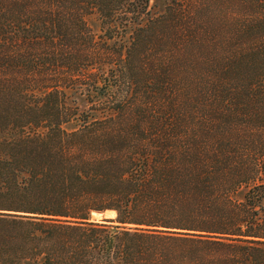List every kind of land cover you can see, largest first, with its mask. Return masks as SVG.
Wrapping results in <instances>:
<instances>
[{
    "label": "trees",
    "instance_id": "trees-1",
    "mask_svg": "<svg viewBox=\"0 0 264 264\" xmlns=\"http://www.w3.org/2000/svg\"><path fill=\"white\" fill-rule=\"evenodd\" d=\"M0 264H264V0H0Z\"/></svg>",
    "mask_w": 264,
    "mask_h": 264
},
{
    "label": "rangeland",
    "instance_id": "rangeland-1",
    "mask_svg": "<svg viewBox=\"0 0 264 264\" xmlns=\"http://www.w3.org/2000/svg\"><path fill=\"white\" fill-rule=\"evenodd\" d=\"M87 21L89 23V25L91 26V28H93V30L95 32H98V29L100 28V20L98 19V17L96 16V14H93L92 16H88L87 17ZM97 217V218H96ZM104 218H110L109 216L105 215H99V216H93L92 215V220L93 221H101L104 220Z\"/></svg>",
    "mask_w": 264,
    "mask_h": 264
},
{
    "label": "bare ground",
    "instance_id": "bare-ground-1",
    "mask_svg": "<svg viewBox=\"0 0 264 264\" xmlns=\"http://www.w3.org/2000/svg\"><path fill=\"white\" fill-rule=\"evenodd\" d=\"M99 215H101V213H100V214H97V213L93 214L94 217H95V216H99ZM106 215L109 216L110 218H114V217H115V213L112 212V211H108V212L106 213ZM96 218H97V217H96Z\"/></svg>",
    "mask_w": 264,
    "mask_h": 264
},
{
    "label": "water",
    "instance_id": "water-1",
    "mask_svg": "<svg viewBox=\"0 0 264 264\" xmlns=\"http://www.w3.org/2000/svg\"><path fill=\"white\" fill-rule=\"evenodd\" d=\"M107 212H108V211H106V212H104V213H102V214L105 215ZM93 214H95V213H92V215H93ZM102 214H101V215H102ZM104 219H107V218H104Z\"/></svg>",
    "mask_w": 264,
    "mask_h": 264
}]
</instances>
